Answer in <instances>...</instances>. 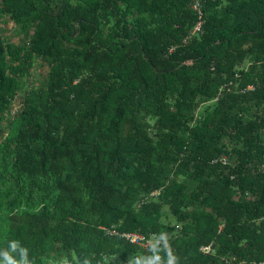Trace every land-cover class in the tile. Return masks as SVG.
Segmentation results:
<instances>
[{
    "label": "trees",
    "instance_id": "obj_1",
    "mask_svg": "<svg viewBox=\"0 0 264 264\" xmlns=\"http://www.w3.org/2000/svg\"><path fill=\"white\" fill-rule=\"evenodd\" d=\"M190 2L0 0L27 38L0 36V252L138 264L120 234L164 233L177 264H264V0H201L195 35Z\"/></svg>",
    "mask_w": 264,
    "mask_h": 264
},
{
    "label": "rangeland",
    "instance_id": "obj_2",
    "mask_svg": "<svg viewBox=\"0 0 264 264\" xmlns=\"http://www.w3.org/2000/svg\"><path fill=\"white\" fill-rule=\"evenodd\" d=\"M0 36L3 42L13 44V45H23L25 40H27L26 36H24L21 31L19 26L13 25L10 23V21L7 20V18H0ZM45 72L46 69L41 68L39 62L34 65L32 69L29 70V77L28 78H22V81L26 87L31 86V87H36L44 84L45 82ZM22 92L24 88L20 89ZM22 96V94L20 95ZM17 97H19L17 95ZM201 106L199 107V111L196 114V117L200 114ZM11 120L8 118L7 111L5 114H3L0 118V141L2 139H5L6 134L8 132L9 127L11 126ZM171 221V220H170Z\"/></svg>",
    "mask_w": 264,
    "mask_h": 264
},
{
    "label": "built area",
    "instance_id": "obj_3",
    "mask_svg": "<svg viewBox=\"0 0 264 264\" xmlns=\"http://www.w3.org/2000/svg\"><path fill=\"white\" fill-rule=\"evenodd\" d=\"M190 4H191L192 11L195 12L197 15V21L195 22L191 30V34L195 35V34L201 33V26L203 24L201 0H191ZM171 50L172 48L170 49V51ZM22 107L23 105L18 99L14 100L10 106L8 116L9 117L16 116L22 110ZM222 160H224V158H222ZM157 194H158L157 191H153L149 194V197L156 196ZM146 199H147L146 197L141 198L139 203L145 202ZM101 228L104 229L106 233L108 234H115L113 230H106L104 227H101ZM120 237L125 239L127 242L133 245L139 246L141 248H149L152 243H156V242H158V244H161V245L165 243V241L161 240L160 236L156 234H152L148 239H145L144 236L138 233H122L120 234ZM166 244L168 246L167 236H166ZM200 250L206 254L211 253L210 245L204 246Z\"/></svg>",
    "mask_w": 264,
    "mask_h": 264
},
{
    "label": "clouds",
    "instance_id": "obj_4",
    "mask_svg": "<svg viewBox=\"0 0 264 264\" xmlns=\"http://www.w3.org/2000/svg\"><path fill=\"white\" fill-rule=\"evenodd\" d=\"M160 239L164 240L165 243L163 245L156 243H152L150 245V251L152 255L147 259L141 257V260L138 264H161L162 261H165L164 258L160 255L163 251L167 257L166 264H177L178 257L172 254L170 247L166 244V234L161 233ZM8 249L0 252V264H30V262L26 258V248H21L19 246L18 240H8ZM19 251L20 259H16L13 253ZM61 264H68L67 260L61 262ZM84 264H90L89 260H85Z\"/></svg>",
    "mask_w": 264,
    "mask_h": 264
}]
</instances>
